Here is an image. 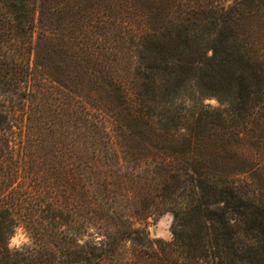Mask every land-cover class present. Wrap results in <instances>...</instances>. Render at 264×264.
<instances>
[{
    "label": "trees",
    "instance_id": "obj_1",
    "mask_svg": "<svg viewBox=\"0 0 264 264\" xmlns=\"http://www.w3.org/2000/svg\"><path fill=\"white\" fill-rule=\"evenodd\" d=\"M140 1V8L143 7L141 17L144 18L142 25H146L145 28L137 25L139 19L135 8L138 0H0V105L4 104L1 96L18 92L17 85L25 83L30 72L38 71L40 67L42 71L43 68L49 71L48 59L59 45L70 46L77 55L81 53L83 60L89 64H86L87 68L90 67L89 71L94 74L93 83L105 93L118 98L125 92L124 71L134 70L132 73L137 75L143 86L140 88L143 96L153 101L146 105L147 99H141L137 111L147 117H138L135 124L124 121L123 124L119 116H113L114 112L120 115L121 108L111 107L108 101L101 107L94 106V112L99 111L94 115L88 114L94 120L87 125L82 122L81 125L90 134L93 145L92 157L86 163L83 162V153L68 150L65 132L54 138L53 156L49 158L53 165L50 167L56 172L74 171L73 176L69 173L70 181L72 177L75 179L73 188L84 196V201L89 198V204L97 211L108 209L106 199H113L119 189L116 183L111 185L106 180L108 173L104 174L99 165L112 148L119 151L121 147L128 153L129 141L125 142L127 132L131 136L143 135L145 129L165 133L178 120H181L180 125H184L185 118L189 116L186 120L191 122L193 119L192 128L220 123L225 130L228 125L245 119H249V123L255 122L248 117L254 113L253 107L262 103L264 0H233V5L229 7L209 0H169L167 11L162 14L167 19L165 23L160 22L157 11L151 10L150 0ZM133 9L134 17L131 14ZM143 29L146 37L143 42L141 39L136 41V34ZM35 31L36 41L25 46L27 56L20 61V40L25 36L31 38ZM124 49L135 54L119 56L118 51ZM134 58L140 63H150L151 59V71L144 73L141 67L133 65ZM122 61L123 65L120 64ZM159 72L164 76L163 84L156 88L154 85L151 89L149 82L152 75L154 79ZM255 93L257 97L253 98ZM157 95L159 99L155 98ZM208 97H216L226 103L228 111L225 113L220 108H210L205 102ZM178 99L183 103L192 99V106L198 108L197 112L184 113V107L176 102ZM101 112L111 118L113 125V136L108 142L104 137H110L111 132L104 117L99 116ZM227 114L231 121H228ZM9 120L8 112L0 107V264H46L48 259L44 260L34 252H43L52 246L58 249L62 258H66L64 264H103L110 259L113 247L122 238L136 237L140 243H145L146 239L151 241L149 235L137 236L140 230L129 225L124 230H117L113 240L104 246L87 251L76 247V240L69 241L58 232L54 227L55 218L48 214L50 209L57 210L55 201L50 199L45 205L42 199L28 197L26 193L30 191L24 190L23 184L17 183L20 188L14 186L17 182L14 174L20 176L18 164L23 160L12 150L11 140L4 132L10 127ZM52 125L50 121L49 133L55 131ZM250 130L251 127L248 131H233V134L245 138L250 136ZM46 137L42 140V148L48 141H45ZM111 140L114 146L108 148L103 156V148L108 147ZM189 140L188 137L183 140L180 151L186 150V146L190 145ZM153 145L160 151L162 161L154 170V176L160 177V180L154 183L151 179L149 186L161 189L169 186L171 180L173 184L176 183L175 187H182L173 199L169 202L166 199L160 208L162 212L171 211L174 218L184 225L182 229L174 228V238L162 244V253H156L155 258L162 264H264L262 188L245 191L234 187L227 179L207 178L208 173L204 169L192 167L190 171L186 169L185 173L174 170L171 167H175V159L179 157L186 161L185 156L172 147L170 141L158 140ZM208 154L211 157L214 152ZM32 155L26 154L27 162L32 160ZM35 162L39 165L38 160ZM83 163L85 167L82 168L79 164ZM180 171L185 176H182V181L176 175ZM137 183L141 184L138 187L144 186L138 179ZM38 188L48 190V186L44 187L42 182ZM254 191H258L257 194ZM18 206L19 209H16ZM51 214L61 218L57 213ZM98 218L105 217L101 214ZM21 222L34 236L35 245L16 252L9 251L8 236ZM186 222L188 225L192 222L195 224L188 229ZM115 225L118 224L115 222ZM43 239L49 243L46 244Z\"/></svg>",
    "mask_w": 264,
    "mask_h": 264
},
{
    "label": "rangeland",
    "instance_id": "obj_2",
    "mask_svg": "<svg viewBox=\"0 0 264 264\" xmlns=\"http://www.w3.org/2000/svg\"><path fill=\"white\" fill-rule=\"evenodd\" d=\"M144 1L147 2V0ZM211 1L224 7L233 5V0H209V2ZM169 2V0H150V5L147 4V6L149 5L151 10L157 11L156 15L158 14L161 18L160 22L165 23L167 19L162 14L167 11ZM141 6L142 2L138 0L135 8L139 19L137 25L145 28L146 25H142L144 18L141 17L143 16L141 12L143 7L140 8ZM133 13L134 9L131 12L132 17H134ZM138 32L135 40L141 39L143 42V38L146 37L147 33L144 29ZM31 36V38L25 36L20 40L22 44L20 61L25 60L27 56L25 46L29 42L36 41L37 31ZM40 42L42 43V40ZM54 50L53 56L47 62L49 71L44 68L42 71L40 67L38 71L30 72L26 82L17 85V88L19 87L18 92H10L8 95L1 96L4 104L0 107L9 114L10 127L5 129L4 132H7L11 140L10 146L13 151L15 150L18 157L20 156L23 160L22 163L18 164V170L21 172L20 176L14 174L13 177L17 178V182L14 183L15 188H20L18 186L23 184L22 188L30 191L26 193L28 197L35 200L42 199V203H45V205L50 199H53L54 204L58 205H55L57 210L50 209L48 214L53 215L55 218V221H53L54 227L69 241L76 240V247L87 251L90 248L102 247L106 242L113 240V235L117 230H124L130 225L140 230L137 236L149 235L151 241L146 239L144 240L145 243H140V239L136 237L122 238L121 241H118V245L113 247L110 259H106L103 264H162L159 259L155 258L156 253L161 254V248H164L162 244L170 242L174 238V228L182 229L184 225L180 224L181 220L174 218L171 211L162 212L160 208L163 207L161 204L166 199H168V202L173 199L182 187H175L176 183L173 184L171 180L168 183L169 186H163L161 189H155L149 186L151 184L148 183L151 179L154 183L160 180V177L154 176L156 165L162 161L159 158L160 151L153 145L158 140L170 141L172 147L177 148L176 150L182 156H185L186 161H182L179 157L175 159V167L173 165L171 167L174 170H182L185 173L187 170L190 171L192 167L200 170L204 169L207 171V178L209 179L211 177L218 180L223 179V181L227 179L232 182L231 184L234 187L245 191L254 190L255 187H261L264 191L263 91L261 105L254 106V113L252 112L248 117L255 122L249 123V119H245L237 124H232V126L228 125L225 128L227 131H225L220 123L212 126L205 125L204 128L201 125L192 128L194 125L193 119H191V122L186 120L189 119V116L185 118L186 123L184 125H180L181 120H178L175 122L176 126H174L175 123L172 125L174 129L172 127L170 131L160 133L162 135L149 129H145L146 132L143 135L131 136L127 132L125 142L128 140L130 143L127 142L128 153H125L121 147L119 151H115V148L110 149L114 146V142L111 140L108 147L103 148L105 149L101 153L103 156L108 148L110 151L106 158H102L99 168L103 170L104 174L107 175L108 173L106 180L110 181L111 185L113 182L116 183L119 189L113 199L111 197L106 199L107 203L105 205L109 208L97 211L96 207L89 204V198L84 201V196L79 195L73 188L75 179L72 177L70 181L69 173L73 176L74 171L69 173L56 172L50 167L53 165L49 162V158L53 156L52 148L56 142L54 138L58 137L59 133L65 132L68 150L74 153H83L85 160L83 162L86 163L92 157L93 145L90 134H87L88 132L81 125L82 122L87 125L94 120V117L90 115H94L95 112L99 111L94 112V106L101 107V104L108 101L111 107L121 108L120 115L114 112L112 113L113 116L115 114L119 116L122 123L124 121L128 124L131 122L135 124L138 117H147L137 111L141 99H147L146 105L153 101L148 96H143V91L140 89L143 86H141L137 75L132 73L134 70L124 71L126 72L124 74L125 92H122L117 98L113 97L115 95L105 93L93 83L95 82L94 74L89 71V66L87 68L89 64L83 60L81 53L77 55L76 50L71 49L70 46L59 45ZM117 54L121 57H127L135 53L124 49L118 51ZM149 60L151 64L148 61L140 63L137 58H134L132 64L141 67L142 71L146 73V71L150 72L152 68V60ZM120 64L123 65L124 62L122 61ZM154 76L153 79L152 75V80L149 82L151 89L154 85L155 88L161 86L164 80V76L160 72ZM255 97H257V93L253 96V98ZM55 98L57 99L52 101ZM155 98L159 99V95ZM59 99L61 100L59 101ZM176 102L184 107V113L187 111L197 112L198 108L192 106V99H188L186 103L180 102V99ZM205 102L208 103L210 108H220L224 112L228 111L225 107L226 103L220 102L216 97H208ZM86 110L88 111L85 112ZM99 116L104 117V122L108 124L107 129L111 132V135L108 132L110 137H104L108 142L113 136L111 118L105 112L99 113ZM227 116L228 121H231L230 115L227 114ZM50 121L53 123L52 129L55 130L53 133H49ZM74 123L75 125H73ZM249 127H251L250 136L247 135L242 138L233 134V131L237 132V130L245 129L248 131ZM252 134H256L259 138L257 136L252 138ZM46 135L45 141H48L43 144L44 148H42V140ZM187 137L188 140L190 139V145L186 146L184 152L180 151L183 148L182 145H184L183 140ZM123 138H121V141H123ZM105 144L103 143V145ZM210 152H214L211 157L208 154ZM28 153L33 154L30 162L26 161V154ZM98 154L100 155V153ZM35 160L39 161V165ZM84 163L79 165L83 168L85 167ZM22 166L23 171L21 170ZM182 171L176 173L179 181H182V176L185 177ZM140 174L141 176H138ZM137 179L143 182L144 186L138 187L137 185L141 184L137 183ZM40 182L44 187L48 186V190L38 188ZM182 184L181 182L180 185L182 186ZM254 192L257 194L258 191ZM24 201L27 200L24 198ZM16 209H19V206ZM51 213H57L61 215V218ZM101 214L104 215V219L98 218ZM114 221L118 225H115ZM194 224V222L189 223V225L188 222L185 223L188 229H191ZM120 232L123 233V231ZM33 237L32 233L21 222L14 227L13 232L8 236L7 246L9 251L16 252L35 245ZM43 242L49 243L47 239H43ZM34 254L44 260L48 259L46 264L66 263V258H62L58 249L55 250L53 246L44 249L43 252L37 250ZM49 261H54V263Z\"/></svg>",
    "mask_w": 264,
    "mask_h": 264
}]
</instances>
